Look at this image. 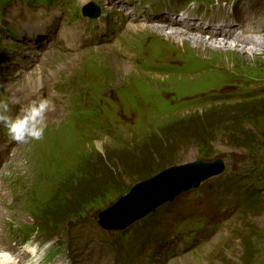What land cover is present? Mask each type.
Returning a JSON list of instances; mask_svg holds the SVG:
<instances>
[{
    "label": "rangeland",
    "instance_id": "obj_1",
    "mask_svg": "<svg viewBox=\"0 0 264 264\" xmlns=\"http://www.w3.org/2000/svg\"><path fill=\"white\" fill-rule=\"evenodd\" d=\"M86 2L89 0L80 1L81 4ZM260 7L264 9V5ZM254 9L260 11L256 3ZM12 11L16 14L8 16V12H5V18L14 20L23 15H26V18L28 16L17 6ZM241 12L242 15L253 14L246 0L241 4ZM256 28L259 35H264V18ZM131 35L132 33L127 31L124 34L128 37ZM193 40L186 46L195 49L197 53L186 55L206 56L208 63H214L220 68L211 76L181 82L187 86H183L180 92L174 94L177 99L189 96L182 100L197 98L198 103L182 106L172 116L160 118L156 116L154 102L146 100L138 105L142 106L145 112L130 115L128 107L131 103L122 95L116 94L111 98L112 103L106 104L101 99L93 100L91 92L85 90L81 92L84 102L105 115L107 124L112 127L110 132V128L104 130L105 133L108 132L105 135L95 136L92 132H82V141L73 135L70 136L73 139L68 142L58 141L52 152L53 165H46L45 172L55 170L50 171V174L36 175L37 164L33 166V158L30 160L29 156L33 150L32 142L23 157L3 167L4 175L12 176L10 179L13 180L12 182L9 179L4 185L10 192L7 203H0V221L2 225L10 228V237L15 234L19 238L22 237L17 227L23 232L40 230L46 233L39 235H50L65 246L70 242L71 252L80 264H117L127 256L124 254L122 259L117 256L123 243L132 247L146 245L151 241L152 234H149V230L158 229L160 224H172L164 228V233L169 232L173 226L179 224L185 211L194 209L197 218L216 219L217 225L213 235L215 239L213 238L211 246L204 250L205 257L198 254L202 251H197L174 259L168 264H264V185L259 184L260 177L264 176V168L259 165L264 162V93H253L264 88V52L252 54L249 49L240 51L230 46L232 54L228 55L226 46L216 49L210 43L202 41L212 48L203 50L202 53L192 44ZM262 42L264 43V40ZM114 45L103 46L102 58H110V50ZM256 49L259 50L260 47ZM1 52L0 49V99L6 100L10 97L8 91L11 86L15 90L20 84L19 80L25 78V75H19V71H27L16 67L12 59L7 57L12 66H15L12 69L9 62L3 60L5 55ZM16 54L19 55L18 52ZM177 56L180 54L173 53L170 58ZM71 57L56 60L58 65L54 66V69L59 65L65 66L69 60L74 61L75 58ZM89 59L91 58H86L87 61ZM103 61L97 60L96 65ZM122 62L128 64L125 59ZM81 63L82 59L69 69L61 68L64 70L57 73L58 80L72 78L71 72L78 69ZM33 66L35 68L38 65ZM94 68L93 74L100 76L97 67ZM129 71H132L130 66ZM48 74L56 78V74ZM102 75L112 80L113 71L109 67ZM148 77L151 82L160 84L166 90H177L175 80L187 79V76L183 77L185 79L160 78L154 75ZM214 77H218L217 87L193 89V85L202 86L209 81L207 78ZM128 78L129 74L126 72L115 80ZM89 81L90 78L87 79L88 83ZM229 81L232 83L226 87ZM251 84L255 89H251ZM139 86L144 93L158 95L153 87ZM94 88L97 89V86L94 85ZM172 96L173 94L167 93L165 97L173 101ZM15 98L18 100L19 94H15ZM212 98L214 101L209 102ZM24 100L26 99L22 98L21 104ZM218 100L224 101V105L214 104ZM142 109L140 107L141 111ZM65 110H60L61 114L57 118L52 110L46 114L45 133L49 132L50 128L58 127V121L68 111L66 108ZM99 118L101 117H96ZM85 119L89 120L91 117H84ZM45 138L43 135L39 142H43ZM26 148L27 145L21 147L19 153ZM40 150L44 151V147ZM216 158H222L226 162V172L222 176L205 182L198 190L192 191V194L166 204L157 214H153L154 217L151 215L146 221L138 222L128 231L116 235L107 234L98 226L97 213L115 202L120 195L127 194L135 184L153 178L171 167L179 170V166L197 160L211 161ZM28 163L32 165L31 168L26 167ZM260 167L262 170L257 172ZM35 181L37 182L34 183ZM259 188L262 189L257 197L254 200L252 198L248 204L249 200L236 198L229 191L251 190L253 193ZM55 215L56 220L58 216L64 215L67 221L63 224V220L58 219L52 221V226L49 225L48 217ZM50 226L52 229L48 230ZM141 255L142 258L151 259L155 256L154 252L148 250ZM157 262H161L160 259H157Z\"/></svg>",
    "mask_w": 264,
    "mask_h": 264
},
{
    "label": "bare ground",
    "instance_id": "obj_2",
    "mask_svg": "<svg viewBox=\"0 0 264 264\" xmlns=\"http://www.w3.org/2000/svg\"><path fill=\"white\" fill-rule=\"evenodd\" d=\"M90 1H94V0H89V2ZM99 1L102 2V0H99ZM104 1L108 2V0H104ZM242 2H243V0H240V1L235 3L236 22H237V25L243 29L241 31V33L245 34V29H247V28L251 29V31L253 33H259V30L256 28V25L264 18V9L261 8L260 7L261 5H259L257 2H252V1L246 0V2L249 4L250 8L253 10V14L252 15H242V12H241V4H242ZM119 3L122 6L125 5V3L122 0H120ZM255 3L258 5V8L260 9L259 12L254 9L255 8ZM104 4H108V3H104ZM12 10L13 9L9 10L8 16H13V15L16 14V13H13ZM25 19H26V15H23L21 17H18L16 19H14V21H16V20L23 21ZM140 29L142 30L141 31L142 33L149 32V33H151L154 36L166 39V42H167L168 45H172V44L176 43V44H174V51L175 52L179 49L180 46L189 49L186 46V44H190V40H193V39L194 40H193L192 44H194L195 47L199 51L203 52V50L204 51H208V50L212 49V48L210 49V47H207L205 45L206 42L204 41L205 43H203L202 42L203 40L201 38L195 39L193 37L188 36V34L186 33V32H188L187 26L184 25V24H182V25L175 24L174 27H170V25L158 24V23L154 22L153 20L146 19L145 22H139L136 26H132V25L123 26L122 30H121V34L124 35L126 33V31L133 33L135 31H139ZM174 32H180V33H174ZM173 33H174V35L172 36ZM181 34H183L184 36H182ZM195 36L197 37V36H199V34H195ZM183 39H190V40H183ZM219 40L223 41V42L213 43V44H211V46L213 48H216V49H219L221 47L226 46L227 49L226 48L225 49H226L228 55L232 54L230 46L231 47L237 46V43H243V44L249 43V46H250L249 51H251L252 54H255L257 52L256 46H253L252 42H250V40H246L245 39L246 41L242 42V41L239 40V36H236L233 39H230V38H228L226 36H222ZM254 42H257V41H254ZM254 42H253V44H254ZM207 44H209V43H207ZM258 46L260 47V45H257V47ZM166 47L167 46H162L161 49H164ZM105 49L108 50L107 48H105ZM243 49L246 50L247 47H243ZM244 50H242V51H244ZM79 54H80V52H78V55ZM89 58H91V59H89L87 61L89 67L92 70L95 69L94 67H97V71L101 75L104 72L108 71V69L110 67L111 70L113 71L112 80L117 79L120 74L123 75L124 73L128 72L129 78L132 77V76L137 77L139 85H146V86H149V87H153L158 92L157 96L165 97L168 92L172 91V90L164 89L160 84H158L156 82H151L148 76L154 75V74L144 73V72H141V71L140 72L139 71H134V69L132 67H130L132 71H129V65L124 63V62H122L124 60V58L123 59H118L117 65H115V66L112 64V61L109 58V56H106V57L102 58V57H98V56L92 55V57L89 56ZM129 58H131V55L129 56ZM99 59H102L104 61L101 62L97 66L96 62ZM126 61L128 62V60H126ZM72 63H73V61L70 62V65ZM188 65H190V64H188ZM61 68L65 69V66L61 65L60 69ZM146 75H148V76H146ZM154 76H160V75H154ZM178 78L185 79L183 77H178ZM210 79L211 78H207L206 80H210ZM53 80H54L53 75H49L44 70L34 69L31 72L27 73V75L24 78V80L23 79L19 80L20 84L15 87V91H16V93H19L21 95V97L25 98L28 95H33L34 93H37L44 84L45 85H50V83H52ZM198 87L199 86H194V88H198ZM81 88H83V86ZM9 92L13 93L12 86L9 89ZM133 95L135 96L137 94H133ZM135 99H137L136 96L134 97V100ZM21 102L22 101H19L18 105ZM128 110L131 113H133V114H137V113L142 112L140 110V106H138L135 103H133L131 106H129ZM58 111L59 112H57L56 115H54L56 118L58 116H60V114H61V111L60 110H58ZM36 141L39 142V140H36ZM47 166H48V164H47ZM36 182L37 181H35L34 183H36ZM2 195H4V188H2V186L0 185V196H2ZM215 241H217V239ZM206 246L208 247V244ZM206 246H204V248Z\"/></svg>",
    "mask_w": 264,
    "mask_h": 264
},
{
    "label": "water",
    "instance_id": "obj_3",
    "mask_svg": "<svg viewBox=\"0 0 264 264\" xmlns=\"http://www.w3.org/2000/svg\"><path fill=\"white\" fill-rule=\"evenodd\" d=\"M224 170L223 162L217 160L212 163L200 161L186 168L164 172L156 179L138 185L118 205L102 213L101 224L110 231L124 230L166 202L199 187L201 183Z\"/></svg>",
    "mask_w": 264,
    "mask_h": 264
},
{
    "label": "clouds",
    "instance_id": "obj_4",
    "mask_svg": "<svg viewBox=\"0 0 264 264\" xmlns=\"http://www.w3.org/2000/svg\"><path fill=\"white\" fill-rule=\"evenodd\" d=\"M49 104L50 101L47 99L37 98L12 115L9 101L0 99V125H3L11 139L17 142H26L29 138L39 140L43 137L47 126L46 112L49 109ZM51 244V241L42 244L36 240L35 234H33L22 245L23 251L29 254L24 264H43ZM18 260L17 255L0 250V264H18Z\"/></svg>",
    "mask_w": 264,
    "mask_h": 264
},
{
    "label": "trees",
    "instance_id": "obj_5",
    "mask_svg": "<svg viewBox=\"0 0 264 264\" xmlns=\"http://www.w3.org/2000/svg\"><path fill=\"white\" fill-rule=\"evenodd\" d=\"M256 197H257L256 195H253V200H254ZM251 201H252V200H250V202H251ZM250 202H249V203H250ZM252 204H253V202H252Z\"/></svg>",
    "mask_w": 264,
    "mask_h": 264
}]
</instances>
